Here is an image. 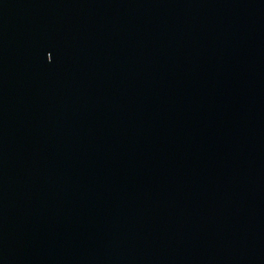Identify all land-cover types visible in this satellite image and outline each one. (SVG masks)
Returning <instances> with one entry per match:
<instances>
[{"label":"water","instance_id":"1","mask_svg":"<svg viewBox=\"0 0 264 264\" xmlns=\"http://www.w3.org/2000/svg\"><path fill=\"white\" fill-rule=\"evenodd\" d=\"M0 264H264V0H0Z\"/></svg>","mask_w":264,"mask_h":264}]
</instances>
